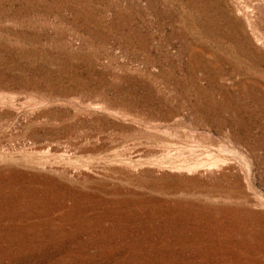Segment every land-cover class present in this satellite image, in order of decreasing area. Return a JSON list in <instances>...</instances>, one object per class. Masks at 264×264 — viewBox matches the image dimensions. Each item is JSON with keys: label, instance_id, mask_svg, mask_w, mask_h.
<instances>
[{"label": "rangeland", "instance_id": "rangeland-1", "mask_svg": "<svg viewBox=\"0 0 264 264\" xmlns=\"http://www.w3.org/2000/svg\"><path fill=\"white\" fill-rule=\"evenodd\" d=\"M0 264H264V0H0Z\"/></svg>", "mask_w": 264, "mask_h": 264}]
</instances>
